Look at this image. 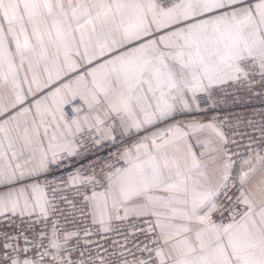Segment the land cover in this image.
<instances>
[{"label":"snow or ice","instance_id":"obj_1","mask_svg":"<svg viewBox=\"0 0 264 264\" xmlns=\"http://www.w3.org/2000/svg\"><path fill=\"white\" fill-rule=\"evenodd\" d=\"M0 264H264V0H0Z\"/></svg>","mask_w":264,"mask_h":264}]
</instances>
